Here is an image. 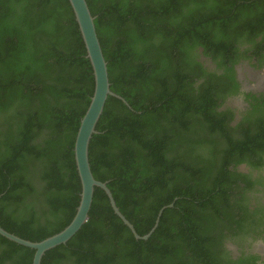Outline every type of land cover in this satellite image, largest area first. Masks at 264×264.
<instances>
[{
  "label": "trees",
  "instance_id": "16d2710c",
  "mask_svg": "<svg viewBox=\"0 0 264 264\" xmlns=\"http://www.w3.org/2000/svg\"><path fill=\"white\" fill-rule=\"evenodd\" d=\"M87 3L111 90L130 105L109 96L90 142L93 175L141 236L166 208L150 238L138 240L96 187L89 220L41 264H257L258 256L231 259L222 239L256 223L242 190L254 181L230 166L264 153V109L232 126L219 107L239 89L235 65L248 57L239 48L264 49V0ZM200 54L217 68L209 71ZM94 90L69 0H0L6 231L39 242L73 220L82 193L75 141ZM35 252L0 234V264H33Z\"/></svg>",
  "mask_w": 264,
  "mask_h": 264
},
{
  "label": "water",
  "instance_id": "95a60500",
  "mask_svg": "<svg viewBox=\"0 0 264 264\" xmlns=\"http://www.w3.org/2000/svg\"><path fill=\"white\" fill-rule=\"evenodd\" d=\"M69 1L73 7L76 20L79 24L80 31L87 49V57L92 64L95 77L94 94L91 97V101L85 115L81 119L74 148L77 169L82 182V193L76 215L74 216L71 223L61 232L42 241L32 242L30 240H26L0 227V234L2 236L18 244L36 250L33 264H41L42 258L47 251L61 244L67 243L89 220L96 187L102 188L107 193L114 212L123 220L125 225L131 229L135 238L138 240H148L150 238L152 233L158 227L160 218L164 209L166 208L165 206L160 210L152 230L148 234L141 236L136 231L134 225L126 218V216L118 207L108 184L106 182L98 181L93 175L89 160V147L93 135L97 133L96 126L100 117L102 116L105 104L109 96H115L121 99L126 105H129V103L122 96L111 90L108 62L104 56L101 42L96 30L95 17L91 13L87 0ZM173 206V204H170L167 207Z\"/></svg>",
  "mask_w": 264,
  "mask_h": 264
},
{
  "label": "flooded vegetation",
  "instance_id": "af4514ba",
  "mask_svg": "<svg viewBox=\"0 0 264 264\" xmlns=\"http://www.w3.org/2000/svg\"><path fill=\"white\" fill-rule=\"evenodd\" d=\"M257 49L258 47H253L251 43L239 48V53L246 52L245 56H248L241 58L235 65L239 89L229 95L219 107L220 111L231 112L232 126L242 123L246 116L253 117L254 109L257 112L256 107L264 109V49H260L255 54L254 51L256 52ZM199 60L209 71L217 68L213 60L203 54H200ZM230 168L232 172L247 174L254 181L253 187L248 189L244 187L242 190L246 199L245 205L248 211L255 215L253 218L256 223L247 224L245 232L236 237L225 235L222 239L224 253L234 260L242 257L243 254L246 257L258 256L257 264H264V153H260L259 160L253 164L244 161L235 166L232 164ZM232 221L237 224L239 218L233 216ZM225 233L227 234V231Z\"/></svg>",
  "mask_w": 264,
  "mask_h": 264
},
{
  "label": "bare ground",
  "instance_id": "6f19581e",
  "mask_svg": "<svg viewBox=\"0 0 264 264\" xmlns=\"http://www.w3.org/2000/svg\"><path fill=\"white\" fill-rule=\"evenodd\" d=\"M263 83V82H262Z\"/></svg>",
  "mask_w": 264,
  "mask_h": 264
}]
</instances>
